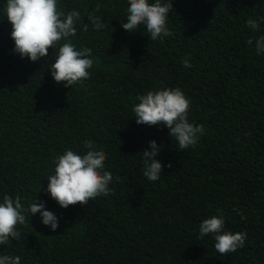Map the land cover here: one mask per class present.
Returning <instances> with one entry per match:
<instances>
[{"label": "trees", "instance_id": "1", "mask_svg": "<svg viewBox=\"0 0 264 264\" xmlns=\"http://www.w3.org/2000/svg\"><path fill=\"white\" fill-rule=\"evenodd\" d=\"M172 3V35L151 40L143 25L122 27L128 0H57L61 11L81 13L69 41L93 60L88 79L65 87L46 66L55 50L37 62L13 51L0 0V202L20 195L27 208L37 196L59 223L53 231L39 213H25L24 238L0 245V255L20 264H264V54L255 49L264 0ZM97 6L99 30L87 20ZM164 87H179L189 122L204 126L194 146L180 150L163 124L135 122L137 96ZM85 140L106 153L111 192L61 208L46 177L57 154L86 152ZM150 140L161 146L156 181L143 175ZM221 210L225 231L247 233L227 255L213 235L199 237L202 220Z\"/></svg>", "mask_w": 264, "mask_h": 264}, {"label": "clouds", "instance_id": "2", "mask_svg": "<svg viewBox=\"0 0 264 264\" xmlns=\"http://www.w3.org/2000/svg\"><path fill=\"white\" fill-rule=\"evenodd\" d=\"M173 9L172 0H128L126 22L122 27L128 32H135L143 25L151 40L171 36L167 27L168 15ZM99 6L87 14V20L95 29L105 25L101 21ZM4 17L11 24L10 38L14 41L13 51L21 58L27 57L32 62L48 57V49L52 52L53 62L46 66L57 84L65 87L82 82L90 77L89 69L93 67L90 58L91 49H77L69 41L75 36L77 23L81 13L77 10L63 12L58 8L57 0H6L3 9ZM264 21V16L260 17ZM247 26L258 30L257 20L249 18ZM88 24L83 25L87 31ZM248 44L253 41L250 38ZM257 55L264 54V35L255 42ZM183 67L191 68L192 64L185 58ZM138 103L132 107L133 117L138 125L158 126L163 124L168 129L170 138L178 142V148L184 150L194 146L199 136L204 134V126L189 122L188 113L190 101L179 87H164L149 90L138 95ZM86 152L77 153L65 149L57 154L52 163V174L46 177L47 193L61 208H67L77 203L87 205L99 196H108L113 177L111 172L104 170L106 153L97 150L89 140L83 142ZM161 146L155 140L149 141V149L142 150L143 175L149 181H156L162 174V164L156 159ZM168 167H171L169 163ZM22 197L3 196L0 202V245H7L10 240L22 237L18 225L26 222L25 213H39L41 222L55 231L59 227L57 216L45 208L43 201L37 196L25 208L21 203ZM242 215V214H241ZM225 219L222 213L205 218L199 224V237L211 234L214 236L216 251L221 255L237 251L244 247L246 232L225 231ZM20 256L0 255V264H20Z\"/></svg>", "mask_w": 264, "mask_h": 264}]
</instances>
